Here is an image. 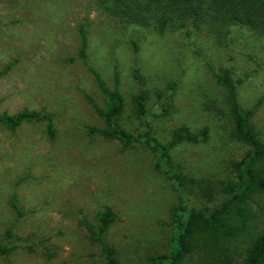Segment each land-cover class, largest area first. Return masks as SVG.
<instances>
[{
  "label": "rangeland",
  "instance_id": "obj_1",
  "mask_svg": "<svg viewBox=\"0 0 264 264\" xmlns=\"http://www.w3.org/2000/svg\"><path fill=\"white\" fill-rule=\"evenodd\" d=\"M81 25L88 61L109 89L117 67L120 127L137 136L148 123L161 143L182 126L208 129L206 142L181 143L170 152L189 181L190 205L219 200L223 185L235 181L232 164L249 150L232 137L226 90L212 70L231 71L238 104L255 108L251 124L264 143V35L236 26L221 41L203 32L186 40L109 21L93 0H0V113L43 111L55 129L50 139L45 122L14 131L0 125V245L9 240L13 246L0 264H106L88 231L105 207L116 215L105 240L119 263L146 264L168 251L176 195L155 168L156 156L85 131L104 127L85 96L104 107V95L79 60ZM138 93L147 96L144 117L135 111ZM255 208L261 228L264 197Z\"/></svg>",
  "mask_w": 264,
  "mask_h": 264
},
{
  "label": "trees",
  "instance_id": "obj_2",
  "mask_svg": "<svg viewBox=\"0 0 264 264\" xmlns=\"http://www.w3.org/2000/svg\"><path fill=\"white\" fill-rule=\"evenodd\" d=\"M94 5L109 21L151 29L158 34L180 33L189 40L203 32L215 41L225 39L233 27H245L258 35H264V0H93ZM79 60L93 76L100 92L104 95V107L86 95L94 114L104 127H87L88 135H98L118 141L123 150L143 146L156 156L155 168L171 185L176 195V204L168 217V251L151 255L146 264H264V225L257 226L258 199L264 197V143L261 142L251 124L255 108L243 110L237 101L236 85L230 70L216 73L212 79L226 90V101L232 119V137L248 146L249 150L232 164L234 182L220 189L221 198L212 204L190 205L185 197L189 181L172 162L170 152L181 143L198 144L208 139L206 127L191 132L182 126L174 131L166 143L159 142L145 124L137 136L126 131L117 123L124 109V100L119 88V73L114 72V87L109 89L100 74L93 68L87 56V37L83 25L79 28ZM134 52L138 43L131 39ZM191 49H194L189 44ZM1 75V74H0ZM133 77L139 81L138 69L133 68ZM172 84L170 89H173ZM170 97L167 107L170 108ZM136 114L144 117L147 96L138 93L134 97ZM164 109V111H166ZM45 122L46 134L53 139L55 129L51 114L24 109L10 115L0 113V125L16 130L24 123ZM12 207L21 217L19 206ZM96 226L88 227L90 239L97 244L106 264H121L115 250L105 240L106 232L115 219V213L105 207L95 216ZM9 235V234H8ZM13 249L8 240L0 245V256Z\"/></svg>",
  "mask_w": 264,
  "mask_h": 264
}]
</instances>
